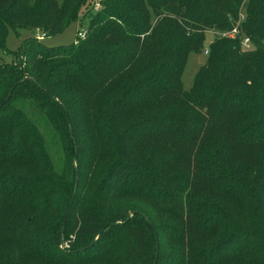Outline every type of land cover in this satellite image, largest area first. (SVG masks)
Wrapping results in <instances>:
<instances>
[{"label": "trees", "instance_id": "obj_1", "mask_svg": "<svg viewBox=\"0 0 264 264\" xmlns=\"http://www.w3.org/2000/svg\"><path fill=\"white\" fill-rule=\"evenodd\" d=\"M82 1L0 0V264H264V0L190 90L244 0H106L98 32L1 60L7 26L54 34Z\"/></svg>", "mask_w": 264, "mask_h": 264}, {"label": "rangeland", "instance_id": "obj_2", "mask_svg": "<svg viewBox=\"0 0 264 264\" xmlns=\"http://www.w3.org/2000/svg\"><path fill=\"white\" fill-rule=\"evenodd\" d=\"M63 0H58V2H62ZM106 0H83L81 4L79 5V8L77 10L75 20L70 21L61 31L50 34L45 33L43 35L44 31L43 29H29L25 27H16L15 29L11 26L6 27V33L4 38V45L6 50L8 51L7 54L1 53V60L7 63H20L24 61L23 54L16 53L11 54L22 45L25 41H27L29 38H34L37 42L40 44L47 46V47H55L60 45H68L71 43H74L77 41V32L81 30H86L89 32L92 30L94 33L98 32V27L93 22L96 21L98 16H102L99 14L103 13V2ZM247 0H244L241 4V7L244 9L246 5ZM93 21V22H92ZM214 38V36L208 31L206 32V38L205 41L200 48L199 51H190L187 55L186 62L183 68V71L181 73V87L183 90H190L193 83L195 74L206 61V54L204 53V49H208L209 42ZM47 150H48V156L51 160V162H54L55 166L58 167L60 162V153H58L57 148L53 145V142L50 141L49 136H47ZM53 164V165H54ZM4 183L8 186L7 192L10 194L12 191L16 190L19 192L15 187H13L16 184H20L19 182L13 180L12 178H7L4 176ZM22 185H28L29 187L32 186V182H27L26 184ZM18 188V185L16 186ZM29 191V190H28ZM128 211V210H127ZM210 214V207L209 211L205 212V215ZM208 221V223H207ZM204 224L209 231V235L213 234L215 232H218L221 230L219 228V225H222L223 223L220 222V219L211 218L207 220Z\"/></svg>", "mask_w": 264, "mask_h": 264}, {"label": "built area", "instance_id": "obj_3", "mask_svg": "<svg viewBox=\"0 0 264 264\" xmlns=\"http://www.w3.org/2000/svg\"><path fill=\"white\" fill-rule=\"evenodd\" d=\"M245 9H243L242 7H240V10L238 12V17H237V20L235 22V25L230 29V30H227V31H222V32H216V31H209L214 37L218 36V37H229V38H235L240 32H239V28L241 26V23L243 22L244 20V13ZM208 32V31H207ZM86 34V30H81V31H78L77 32V41L78 39H81L85 36ZM44 35V33H43ZM75 41V43L77 42ZM241 48L243 50H248L250 48V43H249V39L247 37H243L242 40H241ZM208 52V49H204V53L207 54ZM62 247L63 248H67L68 247V242H63L62 243Z\"/></svg>", "mask_w": 264, "mask_h": 264}, {"label": "water", "instance_id": "obj_4", "mask_svg": "<svg viewBox=\"0 0 264 264\" xmlns=\"http://www.w3.org/2000/svg\"><path fill=\"white\" fill-rule=\"evenodd\" d=\"M155 260H156V254H155V259H154V262H153V264H155Z\"/></svg>", "mask_w": 264, "mask_h": 264}]
</instances>
